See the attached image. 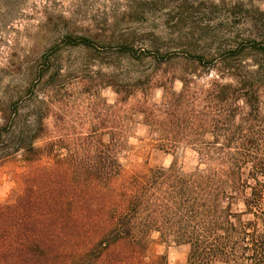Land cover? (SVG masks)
Here are the masks:
<instances>
[{
  "label": "trees",
  "instance_id": "obj_1",
  "mask_svg": "<svg viewBox=\"0 0 264 264\" xmlns=\"http://www.w3.org/2000/svg\"><path fill=\"white\" fill-rule=\"evenodd\" d=\"M161 1L136 6L146 13ZM174 3L167 22L184 27L187 19V32L120 37L113 52L152 66L185 49L188 68L172 75L180 92L168 90L166 71L144 70L124 84L112 72L110 127L50 130L66 71L51 64L54 52L29 68L23 95L0 106V163L25 169L13 198L0 202V264H168L151 252L155 235L186 246V264H264V10L256 0H219L228 19L205 34L194 15L214 2ZM68 43L93 49L87 38ZM137 124L154 150L172 156L170 167L126 170ZM184 150L197 156L187 173Z\"/></svg>",
  "mask_w": 264,
  "mask_h": 264
},
{
  "label": "rangeland",
  "instance_id": "obj_2",
  "mask_svg": "<svg viewBox=\"0 0 264 264\" xmlns=\"http://www.w3.org/2000/svg\"><path fill=\"white\" fill-rule=\"evenodd\" d=\"M141 1L0 0V106L16 102L32 82L29 68L38 64L42 58H49L54 52L56 54L51 64L61 65L66 71L65 76L60 78L62 81L56 82L61 87L58 99L62 102L55 109L59 120L50 117L47 121L50 130L59 128L77 136L78 133L110 127L108 106L118 98L108 86L112 72L124 84L122 81L126 82L127 77H136L144 70L149 72L155 69L158 73L166 71L171 78L166 87L176 93L180 92L183 84L178 79L174 80L172 75L176 76L188 68L185 49H173L165 57L166 64L152 66L148 61L143 64L129 61L113 52L116 46L113 40L120 37L131 36L142 40L153 34L181 30L187 32V19L184 27H176L175 22H167L173 15L177 6L174 2L177 0L168 4L167 0H162L156 7L146 10V13L136 6ZM211 2L215 6L206 5L211 7L210 10L203 9L194 15L197 23L207 27L205 34L215 31L216 23L228 19V15L218 6L219 0ZM256 4L264 10V0H256ZM192 22L188 21V24ZM68 35L75 38L74 41L63 39ZM80 38L89 39L93 49L69 45L68 42L79 41ZM152 93L153 100L159 102L162 90ZM154 144L149 139L147 128L141 124L133 126L129 137L132 151L124 159L126 170L134 171L146 164L165 169L170 167L172 156L154 150ZM179 157V166L183 172H190L197 166V156L193 152L184 150ZM24 170L19 162L0 163V202L13 198L19 189V176ZM151 252L164 255L168 264L187 263L188 248L164 242L159 235L154 236Z\"/></svg>",
  "mask_w": 264,
  "mask_h": 264
}]
</instances>
